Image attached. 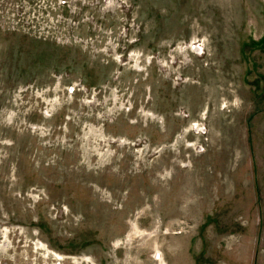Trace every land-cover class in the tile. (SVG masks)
I'll use <instances>...</instances> for the list:
<instances>
[{
	"label": "rangeland",
	"instance_id": "rangeland-1",
	"mask_svg": "<svg viewBox=\"0 0 264 264\" xmlns=\"http://www.w3.org/2000/svg\"><path fill=\"white\" fill-rule=\"evenodd\" d=\"M0 264H264V0H0Z\"/></svg>",
	"mask_w": 264,
	"mask_h": 264
}]
</instances>
